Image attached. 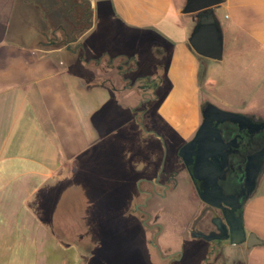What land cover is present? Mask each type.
Returning a JSON list of instances; mask_svg holds the SVG:
<instances>
[{
	"label": "crops",
	"instance_id": "crops-1",
	"mask_svg": "<svg viewBox=\"0 0 264 264\" xmlns=\"http://www.w3.org/2000/svg\"><path fill=\"white\" fill-rule=\"evenodd\" d=\"M85 1L91 25L80 28L63 0H0V264H89L93 255H85L54 221L74 205L76 164L122 138L123 126L143 140L161 141L137 123L136 105L127 101L133 90L92 83L81 70L97 69L105 55L127 56L136 60L139 75L167 81L170 89L156 112L164 128L147 126L174 149L201 124V92L225 77L191 48L197 19L182 13L186 0ZM215 14L224 57L230 52L238 63L262 66L264 0H227ZM51 35L70 42L54 46ZM247 50L258 54L238 57ZM213 99L227 105L217 95ZM150 162L153 173L142 170L135 183L156 173L159 161ZM242 218L247 234L262 242L247 248L243 262L264 264V175ZM229 245L209 264H226L222 251Z\"/></svg>",
	"mask_w": 264,
	"mask_h": 264
},
{
	"label": "rangeland",
	"instance_id": "rangeland-1",
	"mask_svg": "<svg viewBox=\"0 0 264 264\" xmlns=\"http://www.w3.org/2000/svg\"><path fill=\"white\" fill-rule=\"evenodd\" d=\"M35 1L38 3L40 0ZM67 4L65 11L71 15L69 18L76 17L80 28L87 27L91 16L87 1L69 0ZM218 13L220 16V12ZM34 19L33 15L32 20ZM47 38L50 44L70 41L69 37L57 39L55 35ZM253 54L258 53L247 50L238 57L250 60ZM229 56L230 52H225L222 61H212V64L226 72L225 77L220 75L214 78L212 86L206 89L208 93L201 92V99L217 105V101L213 99L217 95L227 103L222 106L224 108L217 105L224 110L241 113L249 111L264 117V63L254 68L252 63H238L234 56ZM100 59L102 65L97 69L81 70V73L89 75L92 83L108 80L123 91L125 83L117 75V71L107 70L106 58ZM159 73L164 75L163 71ZM153 78L157 84L162 79L158 76ZM169 89V83L163 81L157 92H153V95L152 90L149 92L148 96L155 97V101L147 105L148 114L143 120L146 129L150 128L147 124L160 131L164 128L156 112ZM133 92L131 97H127V101L137 105L141 92L136 88ZM204 103L200 107L201 113L205 108ZM132 132L128 126H123L122 138L96 147L84 161L76 164L72 184L78 186V191L76 196L71 197L75 198L74 205L61 209L60 215L54 217L57 227H62V232L70 241L78 244L85 255H93L89 264H170L168 260L158 257L150 247L152 234L141 225L133 210L136 203L134 180L142 170L152 172L154 167L150 160L159 161L160 165L166 158L165 161L169 163L176 150L170 146L169 148L166 142L164 149L161 141L154 138L143 140ZM66 199L69 198L64 200ZM196 203L199 201L191 185L183 180L179 191L162 202L172 235L176 239H185L188 244L184 248V257L180 263L175 264H209L215 255L208 254L209 245L205 241L190 238L182 229L190 219ZM222 253L227 257L226 264H245L243 260L247 262L249 255L246 245H229Z\"/></svg>",
	"mask_w": 264,
	"mask_h": 264
},
{
	"label": "flooded vegetation",
	"instance_id": "flooded-vegetation-1",
	"mask_svg": "<svg viewBox=\"0 0 264 264\" xmlns=\"http://www.w3.org/2000/svg\"><path fill=\"white\" fill-rule=\"evenodd\" d=\"M66 1L68 3L69 0ZM117 75L125 83L124 90L136 88L141 92V99L135 107L144 106L140 113L135 115L137 123L145 133L153 132L161 140L165 149V138L155 131L146 129L143 123L148 113L147 105L155 101V97L148 96L149 92L152 90V95L153 92H157L163 81L161 80L157 84L153 77L142 76L137 72L121 77L117 71ZM133 77L135 78L133 79ZM138 77L147 78V81H138ZM203 105L215 104L206 100ZM234 113L242 115V118L221 123L215 121L213 128L203 132L204 144L208 145L211 142L216 144V147L208 149L201 147L200 143L196 142L193 149L189 150L194 153V158L190 157L189 159L188 153H185L186 163L180 156V152L184 146L199 137L200 127L203 123V114L201 113L202 119L199 128L189 140L175 149L171 161L167 163L164 158L152 177H144L136 183V203L133 210L138 215L141 225L152 234V240L149 242L150 247L158 257L168 260L170 264L180 263L185 255L184 248L188 244L185 239H176L172 235L165 219L162 202L179 191L181 180L191 185L199 201L198 204L196 203L197 205L193 206L191 217L185 222L182 229L190 238L205 241L209 245L208 254L213 255L217 254L223 246L229 245L230 240L227 238L228 225L224 219L223 211L208 203L219 200V195L212 186L217 185L222 189L228 203L234 204L233 198L239 197L238 209L235 214L243 216L248 201L255 195L264 175V117L251 112ZM220 143L223 147L222 150L219 146ZM206 154H210L211 157L197 177L194 173L195 166ZM255 165L259 166L261 171L255 187L251 188L250 177ZM214 170L219 172L217 178H215ZM200 195L205 196L208 202L202 200ZM207 238H212V240L209 241Z\"/></svg>",
	"mask_w": 264,
	"mask_h": 264
},
{
	"label": "water",
	"instance_id": "water-1",
	"mask_svg": "<svg viewBox=\"0 0 264 264\" xmlns=\"http://www.w3.org/2000/svg\"><path fill=\"white\" fill-rule=\"evenodd\" d=\"M227 0H186L182 13L185 15H195L197 19L196 27L194 28L190 38L189 44L194 52L205 59L213 60V61H222L224 58V47H223V34L219 25V21L216 17L215 10L219 8L221 5L226 3ZM203 114V123L200 127L199 137L197 140L187 144L181 149L180 156L187 163V156L185 153L187 152L189 155V159L194 158V153L189 151L193 149L196 142L200 143L201 147H206L214 149L216 147L214 143L204 144L202 139L203 132L210 130L214 127V122L218 123L226 122V121H235L239 118H242V115L226 111L220 109L215 105H208L202 111ZM216 132H218L216 130ZM220 148L222 150V145L220 143ZM210 154L203 155L201 162L195 166V175L202 172L204 166L207 164ZM199 160V159H198ZM215 171V178L218 177L219 172ZM260 167L255 165L252 170V175L250 177L251 188H254L257 182V179L260 174ZM198 177V176H197ZM212 188L219 195V200L217 202H208L207 198L203 195L201 199L205 202H208L212 206L219 208L224 213V219L228 225V239L230 240V244L232 245H243L245 244L247 248H252L261 244L262 242L258 240L255 234H247L244 226V221L241 215L236 216V211L238 209L237 202L238 198H233V203H228L225 200V195L222 189L213 185ZM207 240H212V238H207Z\"/></svg>",
	"mask_w": 264,
	"mask_h": 264
},
{
	"label": "trees",
	"instance_id": "trees-1",
	"mask_svg": "<svg viewBox=\"0 0 264 264\" xmlns=\"http://www.w3.org/2000/svg\"><path fill=\"white\" fill-rule=\"evenodd\" d=\"M65 3H67L66 0H63ZM89 25H91V22H89ZM70 42V41H69ZM68 42L63 41L60 43H53L54 46H65ZM79 49H81V46H78ZM104 58H106V68L107 70H117L119 75L123 77L126 74L137 72L138 70V64L136 60L133 57H127V56H118V57H110L108 55H105ZM95 63H99L98 60H95ZM138 81H147V78L138 77ZM109 81H103L102 83H108ZM110 83V82H109ZM142 85V84H140ZM146 85V84H145ZM144 106V105H143ZM142 107H135L133 112L134 114H139Z\"/></svg>",
	"mask_w": 264,
	"mask_h": 264
}]
</instances>
